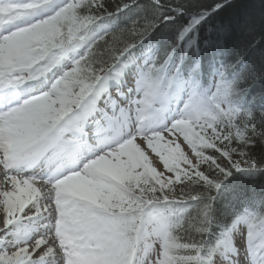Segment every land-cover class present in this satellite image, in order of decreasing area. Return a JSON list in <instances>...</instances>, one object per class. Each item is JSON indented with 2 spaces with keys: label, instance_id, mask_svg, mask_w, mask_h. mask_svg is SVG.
Listing matches in <instances>:
<instances>
[{
  "label": "snow or ice",
  "instance_id": "1",
  "mask_svg": "<svg viewBox=\"0 0 264 264\" xmlns=\"http://www.w3.org/2000/svg\"><path fill=\"white\" fill-rule=\"evenodd\" d=\"M0 264H264V0H0Z\"/></svg>",
  "mask_w": 264,
  "mask_h": 264
},
{
  "label": "trees",
  "instance_id": "2",
  "mask_svg": "<svg viewBox=\"0 0 264 264\" xmlns=\"http://www.w3.org/2000/svg\"><path fill=\"white\" fill-rule=\"evenodd\" d=\"M125 0H106V3L109 5L110 8H115L117 4L124 3ZM117 36L119 35L118 33L116 34ZM108 39H112V36H109Z\"/></svg>",
  "mask_w": 264,
  "mask_h": 264
}]
</instances>
